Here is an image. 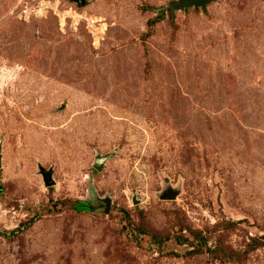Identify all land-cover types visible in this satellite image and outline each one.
<instances>
[{"label": "rangeland", "instance_id": "374dc122", "mask_svg": "<svg viewBox=\"0 0 264 264\" xmlns=\"http://www.w3.org/2000/svg\"><path fill=\"white\" fill-rule=\"evenodd\" d=\"M180 2L0 0V264H264V0Z\"/></svg>", "mask_w": 264, "mask_h": 264}, {"label": "water", "instance_id": "95a60500", "mask_svg": "<svg viewBox=\"0 0 264 264\" xmlns=\"http://www.w3.org/2000/svg\"><path fill=\"white\" fill-rule=\"evenodd\" d=\"M78 4H84L85 0H75ZM211 0H181L180 2V6L186 8L188 6H201L204 7L208 2H210ZM108 157V155H104L101 156L99 158H97L94 167L96 169H100L101 165L103 164V162L106 160V158ZM0 167H1V149H0ZM40 172L43 176V181L44 184L46 186H52L54 185V180L52 179V174H51V170H45L43 167H40ZM0 191H1V186H0ZM175 196L172 195H165L163 196V198H169V199H173Z\"/></svg>", "mask_w": 264, "mask_h": 264}]
</instances>
